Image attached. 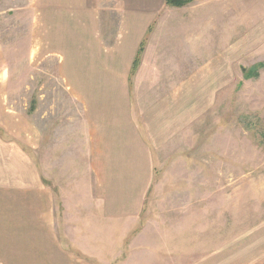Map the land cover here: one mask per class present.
Returning a JSON list of instances; mask_svg holds the SVG:
<instances>
[{"label": "rangeland", "instance_id": "rangeland-1", "mask_svg": "<svg viewBox=\"0 0 264 264\" xmlns=\"http://www.w3.org/2000/svg\"><path fill=\"white\" fill-rule=\"evenodd\" d=\"M89 1L69 24V1L0 0V251L14 254L0 264H264V0H203V18L196 2L163 12L160 48L177 45L178 70L141 92L152 101L178 82L188 126L164 145L146 137L145 185L133 147L116 160L112 147L110 177L91 167L102 146L75 82L92 78L89 33L111 45L121 13ZM60 25L81 28L76 43ZM43 233L64 257L45 255ZM27 240L39 257L21 251Z\"/></svg>", "mask_w": 264, "mask_h": 264}, {"label": "crops", "instance_id": "crops-1", "mask_svg": "<svg viewBox=\"0 0 264 264\" xmlns=\"http://www.w3.org/2000/svg\"><path fill=\"white\" fill-rule=\"evenodd\" d=\"M64 1L66 3L69 1L70 7L75 10V14L73 16L70 15L69 20L64 19L60 15L61 22H65L66 20L69 24L82 23L83 16L81 15V10L84 7L86 9L90 8V1ZM202 1H193V4L195 2L197 4L194 5L196 8L194 16H197L196 18H203L209 15V9L205 12V7H199L203 5ZM110 7L118 9L121 13L118 34L111 45L105 46L99 31L94 30L89 33V38L92 35V38L97 40V45L91 51V54L86 55V61L90 63L89 71L92 74V78L87 83L85 82L87 79L75 82L77 84L80 83L79 86L83 85L82 88L87 89L82 91L84 94H78V97L88 105L91 133L92 131H98L96 146H102L96 150L98 154L100 153V163L96 159V161H92L91 167L97 169L98 174L103 177H110L113 175L109 171L110 168H113L112 147L114 146L115 150L118 151L115 152V160L124 150L133 147L138 149L141 154L140 160L143 170L140 173L142 179L139 182L145 185L147 178L150 177V169L154 166L152 164V154H149V157L147 156L151 150L147 145L146 137L149 138L148 141L151 144L164 145L174 137L176 127L188 126L185 113L187 102H182L181 105L177 106L176 100L173 99L171 89H177L179 87L178 82L168 83L166 86L171 89L164 93L161 98H155L152 101H147L141 92V89L157 87V79H161V73L171 74L172 71L178 70L179 55L177 45L175 46L176 49H172L171 51L170 47H166L164 44V48H160L161 42H159V38L161 31H163L164 26L168 23V19L163 17V12L168 8L178 10L183 9L185 6H166L165 0H116ZM201 10L203 13L200 16L199 11L201 12ZM86 19L89 24L93 23L95 25V22H99L98 17H94V15L87 16ZM70 28L72 29L73 27ZM59 29L60 31L69 30L76 37L75 43L79 39V36H81V28L77 31L74 28L71 30L60 25ZM144 41L145 46L137 68L138 72L135 74V77L133 76V80L130 81L134 62ZM185 50L186 53L184 51L180 56H186L187 60H189L190 55V64H193L192 52L189 48ZM78 56L83 55L79 54ZM187 69L193 71L194 67ZM142 82L145 86L142 85ZM75 83L73 87L76 85ZM136 93H138L137 96ZM183 94L186 95L187 90ZM135 103H137V108ZM180 106L182 113L179 110ZM178 112L180 114L179 122ZM175 122L178 123L174 127ZM92 137L91 146L96 140L93 134ZM47 220L50 221V217H47ZM44 227L43 232L47 233L48 228L45 224ZM44 233L43 247L45 255L51 249L56 258L64 257L57 239L53 236L49 242ZM29 243L31 246L33 245V242L27 240L26 243H23L25 247L21 251L27 255L39 257L37 249L33 250L30 245H26ZM1 247L2 244H0ZM16 249V244L11 245V253ZM13 258L14 254H10V257H4L2 251H0L1 261L7 260L8 263H13ZM30 261L32 262L33 259ZM30 261L28 264H30ZM24 264L26 263L24 262Z\"/></svg>", "mask_w": 264, "mask_h": 264}, {"label": "trees", "instance_id": "trees-1", "mask_svg": "<svg viewBox=\"0 0 264 264\" xmlns=\"http://www.w3.org/2000/svg\"><path fill=\"white\" fill-rule=\"evenodd\" d=\"M193 1L195 0H165V5L166 6H170V7H183L187 4H190L192 3ZM144 46H145V41L142 43L140 49H139V52L137 54V57H136V60L134 62V65H133V70H132V73L136 71V69L138 68V65L140 63V60H141V54L144 50ZM252 70H248V72H250L249 76H253L255 74V72H251Z\"/></svg>", "mask_w": 264, "mask_h": 264}, {"label": "water", "instance_id": "water-1", "mask_svg": "<svg viewBox=\"0 0 264 264\" xmlns=\"http://www.w3.org/2000/svg\"><path fill=\"white\" fill-rule=\"evenodd\" d=\"M248 75V74H247Z\"/></svg>", "mask_w": 264, "mask_h": 264}]
</instances>
